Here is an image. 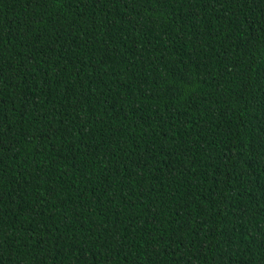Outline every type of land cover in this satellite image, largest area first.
<instances>
[{
	"label": "trees",
	"instance_id": "16d2710c",
	"mask_svg": "<svg viewBox=\"0 0 264 264\" xmlns=\"http://www.w3.org/2000/svg\"><path fill=\"white\" fill-rule=\"evenodd\" d=\"M0 264H264V0H0Z\"/></svg>",
	"mask_w": 264,
	"mask_h": 264
}]
</instances>
